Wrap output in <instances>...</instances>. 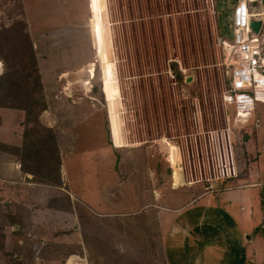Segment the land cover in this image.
I'll list each match as a JSON object with an SVG mask.
<instances>
[{
    "label": "rangeland",
    "instance_id": "374dc122",
    "mask_svg": "<svg viewBox=\"0 0 264 264\" xmlns=\"http://www.w3.org/2000/svg\"><path fill=\"white\" fill-rule=\"evenodd\" d=\"M234 5L0 0V29L27 23L47 106L40 125L56 132L64 174L59 187L34 182L46 192L0 198V264H264V204L244 235L224 201L204 218L210 197L190 202L204 193L217 201L233 187L264 191L263 181L246 177L264 161L256 147L264 102L239 118L223 101L220 38L233 39ZM7 56L0 75L12 63ZM24 127L25 111L0 110V143L21 146ZM215 128L230 133L237 175L208 183L216 167L208 131ZM8 177L3 182L30 185ZM65 196L67 207L39 212Z\"/></svg>",
    "mask_w": 264,
    "mask_h": 264
},
{
    "label": "trees",
    "instance_id": "16d2710c",
    "mask_svg": "<svg viewBox=\"0 0 264 264\" xmlns=\"http://www.w3.org/2000/svg\"><path fill=\"white\" fill-rule=\"evenodd\" d=\"M20 22V21H19ZM19 29L18 24L2 25L0 29V58L8 55L9 71L0 75V107L25 111L23 144L14 146L0 143V151L12 154L20 162L21 169L32 175L33 182L60 186L62 183V160L55 130L40 125V116L46 110V100L42 92V79L36 60L34 43L27 30V23ZM10 45L11 50L6 46ZM28 52L23 61L21 55ZM53 149V150H51ZM52 199L55 208L70 205ZM53 205V204H51Z\"/></svg>",
    "mask_w": 264,
    "mask_h": 264
},
{
    "label": "built area",
    "instance_id": "2783aa9c",
    "mask_svg": "<svg viewBox=\"0 0 264 264\" xmlns=\"http://www.w3.org/2000/svg\"><path fill=\"white\" fill-rule=\"evenodd\" d=\"M234 3L233 39L220 38L224 57L221 66L225 77L223 101L235 106L239 118H246L252 114L255 102H264V35L261 34L264 5L263 0H234ZM252 21L261 22L259 32L255 33L251 28ZM199 134L203 135L200 130ZM208 134L207 140L213 147L209 160L216 167L212 168L213 174L206 182L235 177V155L229 131L215 128ZM224 162L226 166L219 165ZM197 182L190 181L188 184Z\"/></svg>",
    "mask_w": 264,
    "mask_h": 264
},
{
    "label": "crops",
    "instance_id": "0c3cea01",
    "mask_svg": "<svg viewBox=\"0 0 264 264\" xmlns=\"http://www.w3.org/2000/svg\"><path fill=\"white\" fill-rule=\"evenodd\" d=\"M0 110H13V109L0 107ZM260 131H261L260 133H264L263 130H260ZM22 132H21V136H22ZM7 143L14 145V146L17 145V144L12 143V142H7ZM259 146L263 147V150H261V151L264 152V137L262 138V135H260V139H257L256 147L258 148ZM0 158L2 160L0 162V172H1V175H0V198L12 199L15 197V196H13L14 193H16V195H18V196H21L18 193H21L24 189L31 190V191L36 190L39 192H41V191L46 192L47 190H49V189H47V187L45 185L36 184L34 182H29L30 179L32 180V175L22 171V169L20 168V164H19V162H17L16 158L13 159L8 153L1 152V151H0ZM4 161H6L5 165H4ZM12 175L21 176L20 179L22 178V179L26 180L27 181L26 184H30V185H28L29 187L25 188L23 185H19V184L14 186L15 183H13L14 181L12 182V180L10 182H3V181H8V179H9L8 176L11 177ZM63 176H64V174H63V161H62V178H63ZM177 176H178V174H177ZM249 176L251 178H248ZM246 177L249 180H259V181L264 182V161H262V159H258L257 162L254 163V165L252 164L251 167L249 168L247 174H246ZM175 178H176V176H175ZM193 186H198V185L194 184ZM40 187H44V189H41ZM220 189L221 188H219V190ZM263 189H264V187H263ZM253 191H256L255 185L252 186V189L248 192L241 190L239 187H233V188L226 190V192L223 191V193H219L217 201L212 199L213 194L204 193V194L198 195V198H195V199L191 200L190 202L194 203L198 199L205 198L207 196L210 197L209 201H206L205 204L201 205V207H202L201 208V216H202V218H204L207 214H211L214 207L217 206V203L224 201L225 206L228 209L229 213L233 216H236L235 220H236L238 226L240 227V231L242 232V234L246 235L248 233V232H246V230H249L251 232L256 225V223H255L256 220L254 218L255 212L258 210L262 211L263 210V204H264V191L263 192H260V191L257 192L256 191L258 193V198H257V194H255ZM30 206L31 205H29L28 208ZM42 207H44V204L42 205ZM185 207L186 206H183L182 208H179V209L174 208L175 210H172L173 211L172 216H174V218H175V216H177L178 214L181 215V211ZM38 208H40V207H38ZM38 208H34V211L38 212V210H37ZM57 210H59V208H51L49 206H46L44 208V211L42 210V208H40L39 212L44 215L47 212L54 213ZM240 213H241V215H240ZM202 218H198V220L200 221ZM185 219H186V217H185ZM171 221L173 223V220H170V222ZM186 221H187V227H191V224L188 222V221H190V219L187 218ZM258 223H259V221H258ZM201 224H203V222ZM245 242H247V240H245ZM248 242L249 243L252 242V239H249ZM256 248H257V246H256ZM249 254L251 255V252H249Z\"/></svg>",
    "mask_w": 264,
    "mask_h": 264
},
{
    "label": "water",
    "instance_id": "95a60500",
    "mask_svg": "<svg viewBox=\"0 0 264 264\" xmlns=\"http://www.w3.org/2000/svg\"><path fill=\"white\" fill-rule=\"evenodd\" d=\"M263 5H264V0H263ZM260 26H261L260 21H252L251 22V28L253 29V31L255 33L259 32Z\"/></svg>",
    "mask_w": 264,
    "mask_h": 264
},
{
    "label": "bare ground",
    "instance_id": "6f19581e",
    "mask_svg": "<svg viewBox=\"0 0 264 264\" xmlns=\"http://www.w3.org/2000/svg\"><path fill=\"white\" fill-rule=\"evenodd\" d=\"M1 65V64H0ZM176 178H177V171H176Z\"/></svg>",
    "mask_w": 264,
    "mask_h": 264
}]
</instances>
